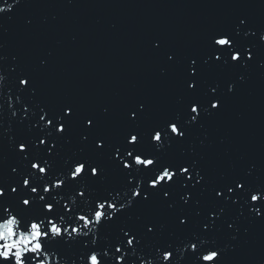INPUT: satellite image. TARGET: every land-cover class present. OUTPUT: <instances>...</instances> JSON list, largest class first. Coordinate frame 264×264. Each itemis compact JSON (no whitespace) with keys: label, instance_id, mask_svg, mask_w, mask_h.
<instances>
[{"label":"water","instance_id":"water-1","mask_svg":"<svg viewBox=\"0 0 264 264\" xmlns=\"http://www.w3.org/2000/svg\"><path fill=\"white\" fill-rule=\"evenodd\" d=\"M241 19L244 24H240ZM225 32L235 37V45L241 50L252 51V59L246 65L232 61L230 52L226 54L227 64L215 61L213 50L219 46H214L212 39ZM261 33L264 0H20L12 12L0 14V74L5 77L0 86V186L6 190L0 201L14 207L24 222L45 212L42 205L49 201L55 204L56 216L48 219H55L58 224L59 215L67 219L75 211L86 214L85 198L94 206L95 198L108 191H121L128 183L129 170L117 167V162L110 158L109 146L126 144L127 136L135 129L142 137L139 149L159 157L157 167L196 161L205 179L195 189L191 182H187L188 188L168 182L170 196L164 197L162 192L148 188L147 180L154 178L152 171L136 166L140 171L134 169L132 175L144 177V188L152 195L147 201L121 210L110 224L101 227L97 245L90 248L108 252L103 257L104 264H117L114 257L121 253L115 252V246L120 239H127L121 228L132 229L140 241L135 254L131 246H123L129 254L121 264H141L149 259L154 264H169L158 259L156 251L167 250L168 245L173 251L172 260L178 264H205L190 249L183 255L175 251L196 237L205 241L198 246V252L209 247L222 250L218 264H264V208L260 215L251 211L264 205V200H250L252 191L264 192ZM154 41H159V48ZM169 53L174 54L172 61L167 60ZM209 56L212 59L203 64ZM191 58L198 59L200 64L195 91L186 83ZM42 60L47 63L42 65ZM23 75L30 77V87L34 86L36 92H23L22 101L37 115L29 112L21 122L23 103H17L15 97L21 95L19 89L24 87L19 85ZM229 83L235 85L232 92L227 91ZM216 85L217 93H211L209 86ZM217 95L222 97L219 110L212 109L211 115L202 113L199 123L184 125L187 132L183 138L171 135L164 149L155 148L150 138L155 127L177 117L184 124L191 103L210 105V97ZM69 102L76 105L74 111L78 109L79 115L71 120L70 130L54 133L56 149L49 154L44 145L29 144L25 159L17 145L33 137L39 139L40 130H30L28 126L38 119V106L61 111ZM137 102L144 103L145 110L133 122L128 110ZM104 108H108L107 113ZM90 115L96 121L94 127L87 128L88 141H83V117ZM96 139H104V149L96 148ZM36 158H46L52 164L47 175L30 167ZM80 158L99 162L104 168L103 176L69 180L59 190L42 191L50 178L65 172L72 161ZM25 176L30 177V186H37L38 192L23 185ZM237 181H242L245 188L235 189L234 193L225 190L230 199L215 195L216 190L234 187ZM82 183L86 185L83 198L78 195ZM134 185L135 180L131 186ZM13 186L17 187L15 193L10 192ZM187 191L192 196L184 204L180 197ZM39 195L45 201L36 199L31 208L20 202L24 197ZM71 195L77 196L76 205L68 200ZM66 202L72 213L64 211ZM209 211H216L219 216L214 227L205 230L203 224L210 222ZM181 216H186L188 223L180 225ZM149 224L154 225L150 233ZM90 237L91 234L80 237L72 244L55 241L48 249L70 264H87L90 248H85L82 241ZM52 264H56L55 258Z\"/></svg>","mask_w":264,"mask_h":264},{"label":"snow or ice","instance_id":"snow-or-ice-1","mask_svg":"<svg viewBox=\"0 0 264 264\" xmlns=\"http://www.w3.org/2000/svg\"><path fill=\"white\" fill-rule=\"evenodd\" d=\"M19 3L20 0H11V2H9V0H3L0 5H6V7L0 6V14L12 12L14 6ZM29 23H31V21H29ZM244 23L245 21L241 19L240 24ZM238 32L239 29H237V34ZM251 34L255 35L254 32ZM245 35H248V33H245ZM260 39L264 40V33H261ZM153 43L155 47H160L159 41H154ZM212 43L214 46H219L218 48H214L212 54L217 62L223 61V63L227 64L228 59L226 58V54L229 52L231 53L230 59L241 64L246 65L247 60L252 59V51L248 48L241 50L239 46L235 45V37L230 33L225 32L217 34L212 39ZM242 56L246 57V59L242 60ZM173 59V53L167 54L168 61H172ZM210 59H212V56L204 59L203 64H208ZM46 63L47 61L45 60L41 61L42 65H45ZM187 71V87L195 91L198 87L200 71L198 59L191 58L189 60ZM0 79L4 81L5 77ZM240 79L242 80L243 77L241 76ZM32 83L34 84V81H32ZM19 85L24 87L19 89L21 95H17L15 97V101L17 103H23V92L28 91L35 94L36 88L34 86L30 87V77L28 75H23L19 78ZM0 86H2V84H0ZM234 87V83H229L227 91L232 92ZM218 88L219 85H216L215 87L209 86L211 93H217ZM8 100L9 106L11 107L12 97L9 96ZM38 107V119L30 122L28 126L30 130L34 128H38L40 130L41 135L39 136V139L33 137L30 140L22 141L17 145L19 151L21 153H25V159H28L27 150L29 144H35L37 146L44 145L47 153L51 154L57 147L54 133L64 134L66 131L70 130L71 120L79 115L78 109L74 111V109H76V105L71 102H69L68 106L63 107L61 111L47 109L46 106ZM221 107L222 97L218 95L214 98L210 97V105H201L198 101L193 102L190 105V114L184 124H181L179 117H177L170 122H167L164 126L155 127L151 132V141L155 142V148L157 150L164 149L166 143L170 141L171 135H174L177 138H183L185 136L187 132V128L184 126L185 124L190 125L193 123H199L202 113L205 115H211L212 109L219 110ZM144 110L145 104L137 102L136 104L130 106L128 115L133 122H137L142 117ZM29 112H31L33 116L37 115V113L30 108L27 103H23V117L21 122H23L24 118L28 117ZM103 112L107 113L108 108H104ZM192 113H194V115H192ZM12 115H16L15 109L13 110ZM94 121H96V117L94 115L83 117V122L86 126V131L81 137L83 141H88L90 132L87 131V128L90 126L94 127ZM141 138V133L133 129L127 136L126 144L109 146L110 158L117 162V167L129 170L127 174L128 183L124 185L121 190L123 191V196L121 195V191H108L106 195L95 198L94 206L92 201L85 198L83 202L88 208V212L86 214H77V211H75L74 214H69L67 219H65V215H59L58 219L60 223L58 224L55 219H48L50 216H56L55 204L49 201L42 205L43 209L46 210L45 212L35 216L30 221L24 222L23 218H19V214L16 213V209L14 207L0 201V220H4L5 217L11 216L13 217L12 223H15L21 230L27 231L29 227H34L40 233L38 237L39 247L35 250L28 248L19 258L16 257L14 248H0V264H42V262L46 260V257H50V259H48V264H52L53 258H55L56 264H59V262L63 259L60 258L57 253L50 254L48 245L55 241L72 244L78 241L80 237H89V234H91L90 239L82 241L85 248L97 245L99 239L98 233L101 227L110 224L121 212V210H126L137 202L147 201L152 195L147 188H144V177L137 178L132 175V171L134 169L137 172L140 171V168L136 166H143L144 169H150L152 171L154 178L147 180L148 188L155 190L156 192H162L164 197L170 196L171 185H169L168 182H172V185L180 183L184 188H188L187 182H191L192 188L195 189L197 185H200L201 182L204 181L205 177L202 175L201 169L197 167L196 161H192L190 163L185 162L177 165L168 164L157 167L159 164V157L155 154H149L139 149ZM95 144L97 149L105 148L104 139H96ZM129 145L132 147H129ZM112 148H114V151H111ZM30 167L32 169H36L39 174L47 175L49 170L52 168V164L46 158H36L32 160ZM13 171H16V169L14 168ZM103 172L104 168L99 162L87 158H80L72 161L70 168L65 172L58 173L55 178H50V182L43 185L42 191L49 192L52 189L59 190L65 185L66 181L69 180L80 181L85 177H102ZM193 173H195V176H193ZM133 180H135V185L131 186ZM22 183L25 186H30V177L25 176ZM85 187L86 185L83 183L80 185L78 195L82 198L85 197ZM244 188V183L242 181H237L235 182L234 187L226 186V188L216 190L215 195L224 199H230L225 196V190L228 193H234L235 189ZM38 190L37 186H30L31 192L36 193ZM16 191V186L11 187L10 192L15 193ZM5 192V187L0 186V197H4ZM191 196L192 192L187 191L180 197V199L184 202V204H188ZM124 197H127V199H124ZM36 199L45 201L46 198L43 195H39L36 198L24 197L20 202L22 205L31 208ZM231 199L233 203L236 202V198L233 197ZM68 200L71 201L72 205L77 204L76 195L69 196ZM250 200L252 202L259 203L261 200H264V192L259 190L252 191ZM196 203L199 204V201H196ZM168 206L171 208L173 207V204H169ZM262 208H264V205H261V207H253L251 211H253L256 215H260ZM64 211L68 213H72L73 211L67 202L64 204ZM80 211H83V209H80ZM223 211L224 209L221 208L220 212ZM197 215H199V212ZM208 216L210 218V222L203 224V228L205 230H208L210 227H214L215 219L218 218L219 213L216 211H209ZM69 221L72 222L69 223ZM186 223H188V218L186 216H181L179 218V224L185 225ZM228 227L231 228L232 225L229 224ZM153 230L154 225L149 224L147 226V232L150 233ZM120 231L127 239L126 241L120 239L115 246V252L121 253L120 255H116L114 257L117 264H121V262H123L125 257L129 254L127 249L123 247L125 244L127 246H131L133 254H135V246L140 242L137 234L134 233L132 229L129 228L126 230L121 228ZM193 236L195 237V234H193ZM203 244H205V241L196 237L195 241L188 240L183 244L182 248L177 247L175 251L181 254L190 249L192 252L197 253L198 260L205 262V264H218L222 250L216 247H209L202 252H198V246ZM156 251L159 253L158 259L167 261L169 264H178V261L172 260L173 251L171 249V245L167 246V250L162 251L160 248H157ZM107 255V251L101 252L95 248H90L86 257L87 264H104L103 257ZM83 259L84 257H81V260ZM144 262L145 264H154L153 260H147ZM67 264H70L69 260L67 261Z\"/></svg>","mask_w":264,"mask_h":264},{"label":"clouds","instance_id":"clouds-1","mask_svg":"<svg viewBox=\"0 0 264 264\" xmlns=\"http://www.w3.org/2000/svg\"><path fill=\"white\" fill-rule=\"evenodd\" d=\"M2 77L4 75L0 74V78ZM2 82L3 80L0 79V84ZM12 219L13 217L7 216L4 220H0V248H14L15 255L19 258L28 248L35 250L39 247L38 237L40 233L34 227H29L27 231H23L15 223H12ZM48 259L50 257H46L42 264H48ZM67 261V259H63L59 264H67ZM141 264H145V262L141 261Z\"/></svg>","mask_w":264,"mask_h":264}]
</instances>
